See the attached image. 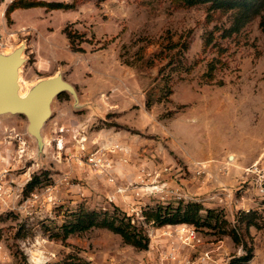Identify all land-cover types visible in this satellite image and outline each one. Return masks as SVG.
<instances>
[{"label":"rangeland","instance_id":"obj_1","mask_svg":"<svg viewBox=\"0 0 264 264\" xmlns=\"http://www.w3.org/2000/svg\"><path fill=\"white\" fill-rule=\"evenodd\" d=\"M13 1L0 2V50L26 45L21 92L62 73L79 102L68 93L55 100L41 154L24 116L0 117V264L75 257L90 264H198L207 250L230 264L251 250L245 264H264V196H249L261 226L238 230L240 244L220 227H157L142 217L158 205L201 203L220 212L229 230L246 211L238 201L252 184L241 165L264 150V10L225 38L232 13L213 14L209 5L36 0L75 7L18 9L8 20ZM212 61L217 69L207 81ZM35 176L41 180L29 187ZM81 207H118L143 221L149 248L106 229L54 238ZM189 229L200 241L187 237Z\"/></svg>","mask_w":264,"mask_h":264},{"label":"trees","instance_id":"obj_2","mask_svg":"<svg viewBox=\"0 0 264 264\" xmlns=\"http://www.w3.org/2000/svg\"><path fill=\"white\" fill-rule=\"evenodd\" d=\"M172 2L179 8L209 5L213 10V14L217 11L232 13L234 24L230 29L224 32L223 36L225 38L231 37L234 33L239 32L264 10V0H172ZM74 7V3L65 4L61 2H44L36 0H14L7 7L5 16L10 20L13 12L18 9L46 8L47 10H69ZM209 17H212V13ZM70 39H72V37ZM211 41L212 40H209L208 43ZM78 50L82 51V49ZM217 64L218 61H212L209 64L207 81L213 80ZM63 96L62 94L59 98ZM39 180H41V176H35L28 186H34ZM204 211H207L206 215L203 214ZM68 216L69 218L59 227L60 231L53 235L57 240L65 241L73 235L83 234L93 229H106L120 235L126 244L132 245L139 250H147L149 248L150 239L144 232L145 228L143 221H135L134 216L128 215L118 207L106 211L88 210L81 207ZM142 217L145 223H153V225L157 227L179 224L194 226L197 229L203 227L211 229L220 227L223 230V234L230 235L237 244L241 243V234L238 230L243 229V226H245L246 229L251 225L261 226L256 221L258 218V211L251 209L249 211H239L236 226L229 230H224L223 227L230 225V223L226 221V219H223L220 212L216 210H205L201 203L184 201L143 209ZM251 258L252 251L248 250L245 257H241L231 264H234V262H242V264H245ZM58 264L90 263L75 257L70 259V261Z\"/></svg>","mask_w":264,"mask_h":264},{"label":"water","instance_id":"obj_3","mask_svg":"<svg viewBox=\"0 0 264 264\" xmlns=\"http://www.w3.org/2000/svg\"><path fill=\"white\" fill-rule=\"evenodd\" d=\"M25 50V44L9 53L0 50V117L24 116L28 122L27 131L36 140L41 154L45 148L43 129L52 117L55 100L63 93L71 95L76 103L79 97L76 88L65 80L62 73L39 80L26 94L22 93L21 69L26 62Z\"/></svg>","mask_w":264,"mask_h":264},{"label":"built area","instance_id":"obj_4","mask_svg":"<svg viewBox=\"0 0 264 264\" xmlns=\"http://www.w3.org/2000/svg\"><path fill=\"white\" fill-rule=\"evenodd\" d=\"M246 181L248 184H252V189L256 191L258 196H264V150L260 153L258 159L248 168H246ZM189 226V225H188ZM190 240L200 241L197 237L198 234L195 229H189ZM173 260H176L177 257L174 254H171ZM198 264H230L229 259L224 260L220 259L219 255L215 253L214 250H207L202 253Z\"/></svg>","mask_w":264,"mask_h":264},{"label":"crops","instance_id":"obj_5","mask_svg":"<svg viewBox=\"0 0 264 264\" xmlns=\"http://www.w3.org/2000/svg\"><path fill=\"white\" fill-rule=\"evenodd\" d=\"M255 160H254V158L247 159L241 166H243V168L246 169L252 163H254ZM254 195L258 197V195L256 194V191H254V189H252L251 187L247 191L243 192V196H241L242 198L238 201L237 209L238 210H246V211H249L251 209H255V208H251V206H253L254 203H252V201H250V198H249V196H254Z\"/></svg>","mask_w":264,"mask_h":264},{"label":"bare ground","instance_id":"obj_6","mask_svg":"<svg viewBox=\"0 0 264 264\" xmlns=\"http://www.w3.org/2000/svg\"><path fill=\"white\" fill-rule=\"evenodd\" d=\"M234 159V156H233V158H232V160Z\"/></svg>","mask_w":264,"mask_h":264}]
</instances>
